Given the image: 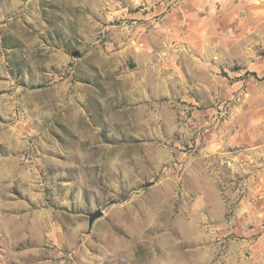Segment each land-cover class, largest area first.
Listing matches in <instances>:
<instances>
[{"label": "rangeland", "instance_id": "rangeland-1", "mask_svg": "<svg viewBox=\"0 0 264 264\" xmlns=\"http://www.w3.org/2000/svg\"><path fill=\"white\" fill-rule=\"evenodd\" d=\"M186 2L0 0V264H264V0Z\"/></svg>", "mask_w": 264, "mask_h": 264}, {"label": "crops", "instance_id": "crops-1", "mask_svg": "<svg viewBox=\"0 0 264 264\" xmlns=\"http://www.w3.org/2000/svg\"><path fill=\"white\" fill-rule=\"evenodd\" d=\"M236 0H200V4H196V2H191V0H187L186 3H189L191 5H195V12L196 13H203L204 17L200 20H198V24L200 26H207L210 25L214 22V17L211 16V12L213 9H218V6L220 5L221 7L225 4H235ZM262 5V13H264V2H261ZM263 35V34H262ZM261 41H263L261 39ZM262 60L258 62L251 61L250 62V68L252 71L262 74L264 76V53L261 55Z\"/></svg>", "mask_w": 264, "mask_h": 264}, {"label": "water", "instance_id": "water-1", "mask_svg": "<svg viewBox=\"0 0 264 264\" xmlns=\"http://www.w3.org/2000/svg\"><path fill=\"white\" fill-rule=\"evenodd\" d=\"M102 211L100 209L96 210L93 213L87 214L88 216V229H90L94 221L102 216Z\"/></svg>", "mask_w": 264, "mask_h": 264}]
</instances>
